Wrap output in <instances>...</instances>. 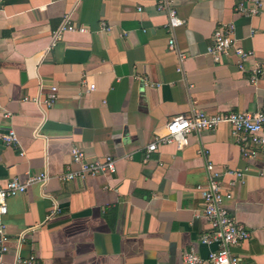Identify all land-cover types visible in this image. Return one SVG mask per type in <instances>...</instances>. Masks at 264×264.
<instances>
[{
  "label": "crops",
  "instance_id": "obj_1",
  "mask_svg": "<svg viewBox=\"0 0 264 264\" xmlns=\"http://www.w3.org/2000/svg\"><path fill=\"white\" fill-rule=\"evenodd\" d=\"M242 2L173 0L184 24L170 51L167 16L154 0H0V186L50 177L7 201L4 263L19 253L36 264H185L192 248L206 259L217 246L200 242L211 228L195 187L210 163L232 195L230 214L249 233L233 252L240 264H264L263 161L242 157L229 126L145 154L171 117L264 106V82L249 81L252 66H264V10L238 15ZM66 19L87 32H64L51 44ZM219 25H232L254 53L243 69L234 56L210 52ZM52 86L56 99L46 104ZM9 132L12 143L3 140ZM73 148L89 160L110 157L115 173L61 181ZM245 169L228 187L229 172Z\"/></svg>",
  "mask_w": 264,
  "mask_h": 264
},
{
  "label": "built area",
  "instance_id": "obj_2",
  "mask_svg": "<svg viewBox=\"0 0 264 264\" xmlns=\"http://www.w3.org/2000/svg\"><path fill=\"white\" fill-rule=\"evenodd\" d=\"M154 1L157 11L164 12L167 16L168 50L173 51L175 50L174 31L182 26L184 22L177 15L173 0ZM263 10L264 0H244V3L237 5L235 12L238 15L251 18L260 15ZM64 32L84 33L87 32V29L83 25L73 24L66 19L52 34L51 44L60 39ZM212 40L213 45L210 52L215 59L232 55L236 58L239 69H243L244 63L255 57L253 52L242 49L239 41L234 37L232 25H219L213 32ZM178 56L180 62L186 58L183 53H178ZM249 81L252 84L259 81L264 82V66L255 63L250 70ZM82 84L87 90L93 88L85 82H82ZM56 91V87L52 86L50 88L47 99L44 101L46 104H51L56 99ZM220 125L230 127L231 134L240 145L244 159L249 162L255 161L258 157L262 159L263 167L257 173L264 175V106L254 112L204 114L201 111H196L187 115L180 114L171 117L165 125V133L155 135L153 140L146 146V157L155 152L161 145L174 143L179 148L185 147L189 145L192 134L213 131ZM3 140L6 143L14 142V133L9 132L8 135L3 136ZM70 155V163L59 177L63 182L83 181L96 176L109 177L116 171L115 162L110 157L89 160L86 154L78 148L71 149ZM205 168L208 173L207 181L204 184L197 185L195 191L200 195L202 217L210 226L211 233L203 235L200 242L215 244L217 248L211 251L206 259H201L192 248L183 253V261L185 264H240V258L233 252V249L245 243L249 239V233L230 214L226 206V202L231 200L232 195L228 190H224L221 173L215 171L210 163L206 164ZM250 172L248 169L230 171L229 175H233L234 178L227 186L231 188L240 184L243 177ZM49 178L47 173L27 175L24 180L12 178L4 186H0V264H6L3 262V258L9 251L6 225L3 222L8 212L7 201L25 193L28 187L46 183ZM49 217L47 218L49 219ZM36 263L37 261L33 256L21 257L19 253L15 255L13 262V264Z\"/></svg>",
  "mask_w": 264,
  "mask_h": 264
}]
</instances>
